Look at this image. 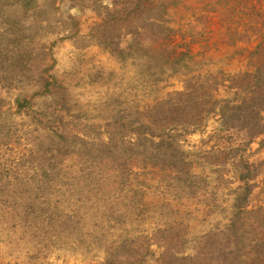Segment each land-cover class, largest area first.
<instances>
[{"label":"rangeland","instance_id":"obj_1","mask_svg":"<svg viewBox=\"0 0 264 264\" xmlns=\"http://www.w3.org/2000/svg\"><path fill=\"white\" fill-rule=\"evenodd\" d=\"M154 1L165 6L150 16L170 19L186 53L174 74L155 54L122 62L93 42L95 8L115 0H0V264H221L239 234L233 264H264L263 138L247 147L246 128L219 116L144 130L146 112L193 75L216 79L218 103L242 98L234 79L255 71L264 0ZM18 98L31 101L20 112ZM150 141L186 165L151 159ZM246 174L247 209L263 210L233 236ZM209 234L222 253H208Z\"/></svg>","mask_w":264,"mask_h":264},{"label":"trees","instance_id":"obj_2","mask_svg":"<svg viewBox=\"0 0 264 264\" xmlns=\"http://www.w3.org/2000/svg\"><path fill=\"white\" fill-rule=\"evenodd\" d=\"M153 3L155 6H153ZM164 6L161 3L153 2V0H115L114 8H103L104 13L102 15L100 8L96 7L95 10H97V15L100 16V21L92 26L89 35L97 46L107 51L118 61L139 60L155 54L154 59L157 58L158 61L156 63L158 72L162 76L174 74L173 70L178 63L185 64L187 60L186 53L177 54V47L172 40L174 35L170 26V19H165L162 16L153 17L149 14L151 13L150 10H160ZM123 42H126V44L124 45ZM253 51L258 55L255 71L244 73L234 79V84L245 91L240 100L218 103L215 97L217 91L215 87L216 79L213 78L212 84H209L206 82L208 79H201L200 75H193L187 81L184 91L171 94L169 99L157 105L153 111L146 112V129L144 128V130L153 133V129L158 128L162 133H165L168 126H174L176 128L181 127L178 132L185 131L187 125L193 127L198 123L199 125L205 123L212 116H219L228 127L231 125L246 128L245 131L249 137L246 143L247 147L257 138L262 137L264 140V121L261 116L264 111V39L256 44ZM52 84L57 85L55 81H46L45 87L48 88ZM15 101L17 112H20L23 106L31 103L28 98H18ZM142 137L145 136L140 133L137 139L139 144ZM150 144L148 150L152 153L151 159L156 158L158 155L163 162L172 161L174 164L182 163L186 165L182 154L179 152L180 157L177 159L176 148V154H173V151L170 152V148L162 143L158 145V148L156 146L152 147L153 142L151 141ZM162 145L163 150L161 149ZM259 149L260 147L257 148V150ZM246 167L247 171H250L248 170L249 166ZM249 179L253 180L249 174L242 176L240 179L243 183L240 188L241 191L233 200L234 213L231 218L229 232L233 236L235 233L231 229L237 231L238 221L242 220L244 214H259L263 210L260 209L261 207L256 208L258 209L256 211L247 209L248 197H250L251 190L256 187L254 183L249 182ZM262 185L260 193L263 192L264 179ZM239 235L235 236L236 239L226 241L228 253L227 250L222 253V243L213 247L218 241L214 234L207 235L205 240L210 246L207 247L208 253H222L223 260H221V264H233L240 249ZM231 244L233 247L229 246ZM174 255L176 254L170 256ZM175 257L182 260L181 256L176 255ZM200 257L199 255L188 256L187 264H195L196 259Z\"/></svg>","mask_w":264,"mask_h":264}]
</instances>
